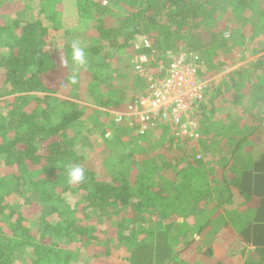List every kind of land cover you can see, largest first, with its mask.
Returning <instances> with one entry per match:
<instances>
[{
    "label": "trees",
    "instance_id": "obj_1",
    "mask_svg": "<svg viewBox=\"0 0 264 264\" xmlns=\"http://www.w3.org/2000/svg\"><path fill=\"white\" fill-rule=\"evenodd\" d=\"M74 2L84 39L53 46L63 0H0V264H264V0ZM137 41L156 80L200 57L197 136L116 119L149 90L111 69Z\"/></svg>",
    "mask_w": 264,
    "mask_h": 264
},
{
    "label": "built area",
    "instance_id": "obj_2",
    "mask_svg": "<svg viewBox=\"0 0 264 264\" xmlns=\"http://www.w3.org/2000/svg\"><path fill=\"white\" fill-rule=\"evenodd\" d=\"M135 68L147 77L148 92H141L128 100L124 110L116 112L117 120L128 118L131 125H136V134L146 135L151 132L156 120L171 122L181 135L197 136V123L193 118L195 102L203 97L207 81L199 77L200 57L193 52L177 56L168 74L157 79L145 67L148 56L139 48L142 43L135 42ZM198 158L202 154L197 155Z\"/></svg>",
    "mask_w": 264,
    "mask_h": 264
},
{
    "label": "rangeland",
    "instance_id": "obj_3",
    "mask_svg": "<svg viewBox=\"0 0 264 264\" xmlns=\"http://www.w3.org/2000/svg\"><path fill=\"white\" fill-rule=\"evenodd\" d=\"M63 1H64L65 21H63L61 24H62V26L64 28H70V33L67 34L66 36L60 35V36H56L55 38H53V40L51 42L53 44V46H57V45H60V44H64L66 42H74L75 40L81 41V40L84 39L83 38L84 32L86 30H88V28H89L88 27V24H86V22H87L88 19L84 20L82 18H78L76 16V14L73 12V9L75 8V2H74V0H63ZM263 32H264V24H263ZM261 40H262V43H264V38L263 37H261ZM137 42L141 43L140 41H137ZM137 51H138L137 50V47L133 43V45L129 48V50H127V53H129V55H119L118 57H114L111 60V69L113 70V74L116 77V79H117V81H118L119 84H121V80L124 77H128V75L130 73H132L131 71H128V69H129L127 67L128 66V59L126 60V58L132 57L131 58V61H130V64L132 62L133 63V69H135L134 66H135V59H136V57H135L134 52L136 53ZM186 53H190V52H186ZM121 74H122V76H120ZM221 76L222 75L220 74V75H218L216 77L217 78H220ZM199 77H200V74H199ZM132 91L133 90H130V93ZM138 94H136V95H138ZM103 127H104V124L102 126H98V127L96 126L95 133H94L93 136L91 135V138H95V137L99 138L100 137V133L99 132L103 130ZM108 135L111 136L112 135V131H110L108 133ZM66 177H67V174L65 175V177H62V179L65 181V178ZM70 199H71V201H75V198H70L69 197V200ZM210 237H212V236H210ZM217 237H215V238H217ZM220 239H221V241L222 240H226L223 237H220ZM121 246L122 245H120V246L116 245V247H118V248L114 249V255H115L114 257H116V256H118L120 254H123L124 247L123 246L121 247ZM109 258L112 259L113 258L112 255H110Z\"/></svg>",
    "mask_w": 264,
    "mask_h": 264
},
{
    "label": "clouds",
    "instance_id": "obj_4",
    "mask_svg": "<svg viewBox=\"0 0 264 264\" xmlns=\"http://www.w3.org/2000/svg\"><path fill=\"white\" fill-rule=\"evenodd\" d=\"M72 61L80 67L87 65V57L83 47L79 43L72 44ZM86 169L81 164H69L67 166V178L72 184H80L86 180Z\"/></svg>",
    "mask_w": 264,
    "mask_h": 264
},
{
    "label": "crops",
    "instance_id": "obj_5",
    "mask_svg": "<svg viewBox=\"0 0 264 264\" xmlns=\"http://www.w3.org/2000/svg\"><path fill=\"white\" fill-rule=\"evenodd\" d=\"M214 241H215V243H218V245H221V246L225 245L226 242H227V240H222L221 241V239L219 237L215 238Z\"/></svg>",
    "mask_w": 264,
    "mask_h": 264
}]
</instances>
